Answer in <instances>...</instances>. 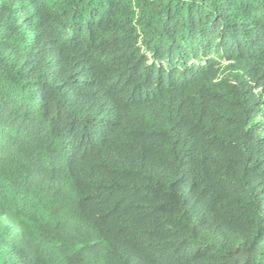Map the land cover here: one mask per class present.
Returning <instances> with one entry per match:
<instances>
[{"label": "trees", "instance_id": "1", "mask_svg": "<svg viewBox=\"0 0 264 264\" xmlns=\"http://www.w3.org/2000/svg\"><path fill=\"white\" fill-rule=\"evenodd\" d=\"M0 264H264V0H0Z\"/></svg>", "mask_w": 264, "mask_h": 264}]
</instances>
